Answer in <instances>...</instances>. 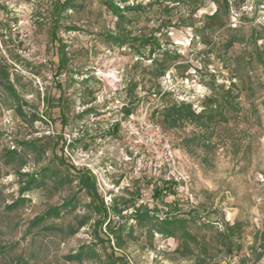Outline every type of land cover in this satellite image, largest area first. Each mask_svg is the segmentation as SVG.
Segmentation results:
<instances>
[{
    "label": "rangeland",
    "instance_id": "374dc122",
    "mask_svg": "<svg viewBox=\"0 0 264 264\" xmlns=\"http://www.w3.org/2000/svg\"><path fill=\"white\" fill-rule=\"evenodd\" d=\"M104 1L0 0V264H264V0Z\"/></svg>",
    "mask_w": 264,
    "mask_h": 264
},
{
    "label": "trees",
    "instance_id": "16d2710c",
    "mask_svg": "<svg viewBox=\"0 0 264 264\" xmlns=\"http://www.w3.org/2000/svg\"><path fill=\"white\" fill-rule=\"evenodd\" d=\"M71 1L72 0H57V3L55 5V11L57 13H59L60 9H63L66 6L71 5ZM104 2L106 4V6L113 13H119V11H121V8L118 5H116L114 3V1L105 0ZM119 36H120V38L119 37H116V38H119L120 39V43H122L124 41V37H122V35H119ZM59 53H60V51H57V54H59ZM10 88L12 89V91L14 90L12 86ZM185 105L186 104H181L179 106L170 105L167 108V112L170 111V112H168V114H176V116H178V115L187 116V115L193 114V112L190 110L189 106H187V105L185 106ZM173 119L175 120L176 118H173ZM26 179H27L26 182H25L26 186H23L22 187L23 189L31 188V184L34 183L35 176H34L33 173L27 174L26 175ZM79 179H80V182H81L82 185H84L85 187L92 188V189L95 190V181H94L93 178L87 176L86 174H83V175L80 176ZM66 204H68V201H64L63 205H66ZM117 212H119V210ZM60 213H61V206L50 207L46 211H44L43 213L36 215L31 220L30 224H36V223H38L40 221L45 220L48 217H57V216L60 215ZM146 214L144 212H141V213L136 214V216L137 217H142L143 215L146 216ZM167 221H169V220H167ZM169 223H171V222H169ZM83 224H84V220L83 221H79L78 226H81ZM164 231L167 232V233L170 232L168 229H164Z\"/></svg>",
    "mask_w": 264,
    "mask_h": 264
}]
</instances>
